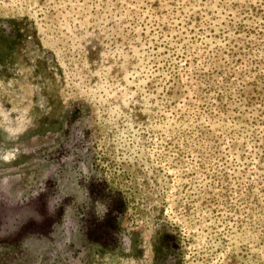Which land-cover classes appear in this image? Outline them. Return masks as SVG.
I'll use <instances>...</instances> for the list:
<instances>
[{
    "label": "rangeland",
    "instance_id": "374dc122",
    "mask_svg": "<svg viewBox=\"0 0 264 264\" xmlns=\"http://www.w3.org/2000/svg\"><path fill=\"white\" fill-rule=\"evenodd\" d=\"M0 264H264V0H0Z\"/></svg>",
    "mask_w": 264,
    "mask_h": 264
}]
</instances>
